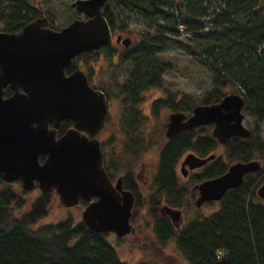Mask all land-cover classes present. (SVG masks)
<instances>
[{
    "label": "trees",
    "instance_id": "trees-1",
    "mask_svg": "<svg viewBox=\"0 0 264 264\" xmlns=\"http://www.w3.org/2000/svg\"><path fill=\"white\" fill-rule=\"evenodd\" d=\"M114 2L118 28L129 29L130 18L143 28L135 31L133 44L119 55L117 67L127 73V80L117 83L119 92L136 99L141 91L159 87L168 65L155 56L168 45L182 46L210 79L211 88L197 103L217 102L225 89L232 87L243 97V114L254 120L248 138L233 137L223 145L226 162L258 160L262 164L258 172L246 174L240 186L228 190L213 213L189 218L178 230L164 222L157 210H148L156 239L160 244L172 240L189 264H264V201L255 195L264 182V139L256 127L264 120V0ZM33 10L25 0H0V29L17 31L35 17ZM180 33L190 44L179 41ZM93 57L82 56V60L88 62ZM193 105L194 100L187 97V113ZM162 106L183 109L173 96L157 100L154 109ZM208 128L187 132V146L182 147V140L165 148L158 169L160 179L166 182L159 177L155 182L160 189L168 182L180 149L198 156L213 153L217 143ZM226 162L216 156L192 180L222 174ZM24 195L0 178V264H159L152 259L132 263L121 259L105 233L89 230L71 214L44 222L53 194L38 193L28 203Z\"/></svg>",
    "mask_w": 264,
    "mask_h": 264
},
{
    "label": "water",
    "instance_id": "water-1",
    "mask_svg": "<svg viewBox=\"0 0 264 264\" xmlns=\"http://www.w3.org/2000/svg\"><path fill=\"white\" fill-rule=\"evenodd\" d=\"M73 6L86 11L80 3ZM45 25L44 18H37L18 32H0V178L6 183L19 181L23 191L37 187L41 193L54 192L65 208L85 202L80 219L93 232H111L116 237L131 234L133 197L120 182H109L98 142L82 134L93 135L103 124V96L89 91L81 71L64 75L76 55L109 43L107 26L97 16L74 21L59 31ZM6 85L13 93L3 98ZM243 105L239 94L228 93L218 102L195 105L185 121L180 113L170 114L165 135L211 124L210 134L219 145L232 137L247 138L250 132L243 125ZM62 119L70 120L72 127L55 138ZM213 157L187 153L182 165L187 164L189 170L199 168ZM260 168L256 160L229 164L222 174L192 186L197 192L194 206L219 201L228 190L240 186L244 175ZM255 194L264 201V182ZM161 212L178 224V210L165 207Z\"/></svg>",
    "mask_w": 264,
    "mask_h": 264
},
{
    "label": "flooded vegetation",
    "instance_id": "flooded-vegetation-1",
    "mask_svg": "<svg viewBox=\"0 0 264 264\" xmlns=\"http://www.w3.org/2000/svg\"><path fill=\"white\" fill-rule=\"evenodd\" d=\"M25 2L27 5H29V7L34 9V18H44L47 23L46 27L52 30L60 29L62 26H65L72 21H88L95 18L96 16L106 24L108 32L110 34L109 43L101 45L97 49H92L89 52H84L79 54L78 56H75V58L73 59V61L75 60V65H72L67 69V71L65 72V76H68L75 70H80L84 75L85 84L89 91H95L102 94L105 103L106 118L100 128L93 135H88L85 131H83L82 134L87 136L88 139H94L98 142L101 152L102 168L107 178L109 179V182L112 185L120 182L121 188L124 191H128L129 193H131L133 197V214L131 211L130 223L133 226L134 230L133 233L129 235L131 237H134L138 234H142V236L137 237L135 241H140L141 243H143L145 250L149 252L147 254H163L162 252L166 244L170 243L172 240H167L164 244L159 243L153 232L154 223L152 217L148 214V210H157L158 216L164 222H168L174 230L180 229L187 220L185 217L187 206H189V208L199 209L205 203L211 202H204L199 207L194 206L193 201L197 197V192L192 191V186L199 181H193L192 177L198 175L206 167V165L216 157V155H214L213 159L205 163L203 166L189 170L187 169V164L182 165V163L187 153L193 152L187 151V148L182 150L180 149L181 151L179 150L178 154H176V157L174 158V161L171 165V169L169 171L170 175L167 178L168 182L161 185L163 187V190L158 187V183H155L158 177L160 181L166 182L164 179H160L161 170L158 169L160 161L159 157L165 151V148L173 142H181L182 140H184L182 147L187 146V132L193 130L198 131V129L201 128L205 129V127H208V125L196 127L191 129L190 131H179L178 133L167 137L165 135V131L169 115L173 113H180L183 115V119L185 121L187 119V116H189V114L191 113L192 110L187 113V97L177 96L176 94H167L153 98L145 108L146 111H149V114L146 115L141 112L139 104L142 101V94L145 91L151 90L153 88H148L141 91L137 95L136 99H129L124 97V95L119 92L120 90L117 89V83H124L127 80V73L123 68V77L114 76L113 74H111L110 77H108V79L102 83L101 87L95 86L93 82L95 78L93 65L98 61H102L103 63H109L110 68L115 67L119 61L120 53L123 50L131 47L134 40V35L130 31H128V29H122V26L120 28L117 27L118 14L114 0H25ZM75 3L84 5L86 11L83 12L77 10L76 7L73 6ZM60 9L65 10L68 16L64 19L63 22L57 24V20L54 17L55 13H53L52 11ZM0 31L2 30L0 29ZM89 53H93L92 55H94L95 57H93V59H90L88 62L82 60V56H92L86 55ZM80 56L81 58H79ZM77 58L79 59L77 60ZM116 68L118 67L116 66ZM17 91L20 94L23 93L21 87H19ZM12 93L13 92L7 85L3 88V98L10 97ZM170 96H173L174 101L176 103H179L180 106L182 105L183 109L175 110L164 106L154 109V105L157 100H166V98ZM113 102H115L120 107V115L118 121L116 122L117 127H115L118 134L115 137L113 135V132H111L114 127H112L110 123L111 109L114 105ZM160 110H168V113L166 121L161 124L160 132L162 134V142L157 150L155 169L153 175H151L150 178L145 175L144 164H141L138 171H134L135 161L144 152L153 148L154 144H157V141L155 143V141L153 140V136H151L150 133L147 134L145 126L146 122L149 119L148 117H156L157 113ZM51 126V123H49L48 127L51 128ZM71 127L72 122L70 120H60L58 127L55 129V138H58ZM209 128H211V126ZM114 138H116L117 140L119 139V142H117L116 145L112 147V139L114 140ZM217 146L220 145L217 144ZM42 160L43 157H40L39 162H41ZM199 169H201V171L198 174H195L194 171ZM187 177H190L192 181L189 189L187 188ZM6 184L11 185L12 187L16 184L19 186L20 190H22L19 181H14ZM34 189H37V187H35ZM144 189H146V191H144ZM38 192L40 191L38 190ZM49 193L54 194L53 192ZM79 204H82L84 206L85 202L80 201ZM134 207H136L137 209L134 210ZM165 207L178 210L180 212L177 225H174L171 222L169 216L166 213L161 212V209ZM141 214L145 215V222L143 223L140 222ZM146 226L152 232V239L150 240V242H147L148 244L145 243V236H147L149 239L150 235L142 233ZM105 234L106 236L112 235L115 239L119 240H122L129 236L125 235L123 237H116L113 233L110 232H106Z\"/></svg>",
    "mask_w": 264,
    "mask_h": 264
},
{
    "label": "rangeland",
    "instance_id": "rangeland-1",
    "mask_svg": "<svg viewBox=\"0 0 264 264\" xmlns=\"http://www.w3.org/2000/svg\"><path fill=\"white\" fill-rule=\"evenodd\" d=\"M55 13L54 17L57 20V24H60L64 21V19L68 16L65 10H55L52 11ZM128 21L129 26H131L136 31L143 30L140 24H135L133 19ZM205 29L203 30V32ZM179 41L182 42L183 45L190 44L186 40L187 38L183 33H180L177 37ZM186 49H183L182 46H176L175 44L168 45L164 50L158 53L155 56V59L159 62H164L168 65V70L164 72L162 76V82L160 87L153 88L151 90L145 91L142 95V101L139 104V108L141 112L144 114H149V111H146V106L149 102L156 97L167 95V94H176L177 96H186L190 99L194 100V104H197L200 97L203 93L211 88L210 79L206 69L198 66L193 58L187 55ZM82 65V64H81ZM79 65V66H81ZM94 84L96 87H101L102 83L110 77L111 74L114 76L123 77L124 71L118 68H110L109 63H103L102 61H98L94 65ZM224 93H237L232 87H227ZM113 108L111 109V117L110 123L114 129L111 130L113 132L114 137L117 136L118 132L115 129L117 127V121L120 115V107L113 102ZM168 110H160L157 113L156 117L149 116L148 121L146 122L145 130L153 136V140L157 141V144H154V147L149 149L148 151L144 152L136 161H135V168L134 171H138L140 169L141 164L145 165V175L151 178L155 169V162L157 158V150L159 145L162 142V134L160 132L161 124L166 121ZM146 120V119H145ZM109 123V125H110ZM243 124L245 127L251 129L254 126V120L252 117L245 115L243 120ZM258 129L259 135L261 138L264 139V120L256 124ZM206 129V127H205ZM204 129V130H205ZM210 132V128L207 129ZM112 135V136H113ZM119 142L114 138L112 139V147ZM216 156H221L222 159L225 160L224 156V148L222 146H216L215 150L213 151ZM226 164H228L226 162ZM201 169L194 171L195 174H198ZM191 174V173H190ZM149 178V180H150ZM192 184L191 178L187 177V188L189 189ZM15 190H19L18 185H13ZM149 188V187H148ZM147 189V188H146ZM144 189V191H146ZM141 190V189H140ZM38 190L34 189L32 191L25 192L24 200L28 203L30 200L34 199L38 195ZM83 205H78L71 208H65L59 202L57 196L53 194L49 210L48 216L44 222H49L53 220L60 219L62 217H66L68 214L73 215L76 219H80V213ZM218 207L217 202H210L205 203L201 208L194 209L189 208L187 206V212L185 214L186 219L195 217L196 215H209L213 213ZM137 209L134 207V210ZM144 217V218H143ZM140 222H145V215L141 214ZM141 230V229H140ZM142 233L149 234L150 237L148 239L145 236V243L150 242L152 239V232L147 226L143 230ZM142 234H138L134 237L130 235L124 239H115L112 235H107V240L111 242L114 247L116 248L119 256L121 259L126 260L130 263L141 260V259H152L159 264H189L182 256L179 255L177 250L175 249L173 241L167 243L163 254H154L149 253L145 250L143 243L140 241L136 242L135 239ZM148 244V243H147Z\"/></svg>",
    "mask_w": 264,
    "mask_h": 264
},
{
    "label": "bare ground",
    "instance_id": "bare-ground-1",
    "mask_svg": "<svg viewBox=\"0 0 264 264\" xmlns=\"http://www.w3.org/2000/svg\"><path fill=\"white\" fill-rule=\"evenodd\" d=\"M111 233V232H110Z\"/></svg>",
    "mask_w": 264,
    "mask_h": 264
}]
</instances>
